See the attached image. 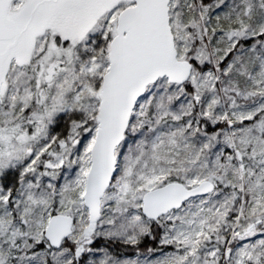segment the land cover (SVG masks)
Listing matches in <instances>:
<instances>
[{"label":"snow or ice","instance_id":"1","mask_svg":"<svg viewBox=\"0 0 264 264\" xmlns=\"http://www.w3.org/2000/svg\"><path fill=\"white\" fill-rule=\"evenodd\" d=\"M0 264H264V0H0Z\"/></svg>","mask_w":264,"mask_h":264}]
</instances>
